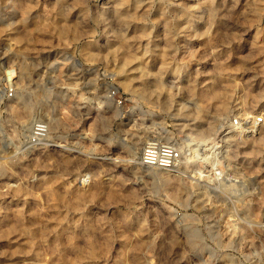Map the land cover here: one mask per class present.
Listing matches in <instances>:
<instances>
[{"label": "clouds", "instance_id": "obj_1", "mask_svg": "<svg viewBox=\"0 0 264 264\" xmlns=\"http://www.w3.org/2000/svg\"><path fill=\"white\" fill-rule=\"evenodd\" d=\"M0 264H264V0H0Z\"/></svg>", "mask_w": 264, "mask_h": 264}]
</instances>
